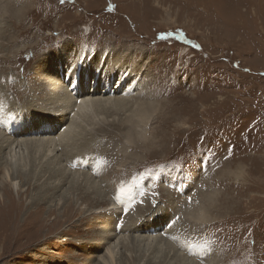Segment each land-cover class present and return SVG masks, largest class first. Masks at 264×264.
Wrapping results in <instances>:
<instances>
[{
    "label": "rangeland",
    "instance_id": "rangeland-1",
    "mask_svg": "<svg viewBox=\"0 0 264 264\" xmlns=\"http://www.w3.org/2000/svg\"><path fill=\"white\" fill-rule=\"evenodd\" d=\"M123 52L145 58L140 89L124 111L79 119L83 137L57 146L62 187L35 183L28 166L17 176L22 202L0 207V264H100L103 222L116 237L160 242L120 246L121 264H264V0H0V132L19 141L31 116L21 108L44 102L47 57L122 64ZM137 102L151 104L148 120L133 116ZM62 125L28 135L57 137ZM1 174L0 198L14 196ZM85 189L104 202L87 210Z\"/></svg>",
    "mask_w": 264,
    "mask_h": 264
},
{
    "label": "bare ground",
    "instance_id": "bare-ground-1",
    "mask_svg": "<svg viewBox=\"0 0 264 264\" xmlns=\"http://www.w3.org/2000/svg\"><path fill=\"white\" fill-rule=\"evenodd\" d=\"M202 2H206V1H202ZM197 4L198 3H194V5H197ZM121 11L123 12V10H121ZM130 17H132V16H130ZM130 20L135 21L136 18L135 17H134V19L130 18ZM88 29H87L89 31L88 34H90L92 32V27L89 26ZM59 54H61V53H56V56H50L49 58L47 57L45 60L42 61V63L40 64V66L38 68L37 73H39V75H37V77L45 85V89H46L45 98L43 99L44 102H42V104L40 106L39 105L37 106L34 104H28L27 106L23 105V107L21 108V109H23V111L26 115L28 114L31 116H27L25 118V122H22V124H21L22 126L24 125L23 128H25V130H23L21 128V132L18 133L20 140L15 143L13 141V138L11 140L9 138L7 139L0 132V174L2 173L1 174L2 175L1 182L5 184L4 186L6 188H9V186H11L15 192L14 196H17V199H18V200L15 199L13 194H11V191L6 190L5 191L6 197L0 198V207H2V208L6 207V203L9 202L8 201L9 199L14 200L16 202L17 201L22 202V201H20V195H21V193H23V187H22L21 183L17 180V176H19V177L21 176V179H20L21 181L24 180V178L22 176L27 175V172H28L27 166L30 168L29 174L33 173L34 177L36 176L38 171H40L37 175L38 176L37 180L34 181L35 183L36 182L39 183L41 181L43 183V178L45 176H47L46 180L51 181L54 184L53 186H55V189L62 187L61 183H59L58 181L62 179L61 177L63 176L64 173H66L65 172L66 170L62 172V170H60L58 168L59 166L57 167V165H56V164H60L62 162L61 158L63 156L58 151L57 146L65 143V142H66V145H68L70 141L72 143H74L75 141H77V139H79L80 135H81V137H83V135H84L83 133L86 132V130L88 128L86 127V124L82 125L81 123H79L78 122L79 119L81 121H83L85 118L87 119V116L89 113H93L94 120H96V119H101L100 113H107L111 110H120V109H122L121 111H124V109H126L125 107L126 106L128 107V105H126V103H128L127 101H129L130 96L133 95V98L135 97V94L129 95V93L130 92L132 93V91H136V90L140 89L139 88L140 82L142 81L143 76H144V72H145V69H144L145 68L144 67L145 66V61H144L145 58L143 55L140 56L141 52H139V53H137V52H131V53L123 52V56L125 57L126 60H124L122 64L119 63V61H118L119 59L115 55H106L105 57H103L104 55H101L104 58L103 61L101 59L102 57L100 56L98 59L94 58V59L88 60L87 62H84V64H82L80 61L82 66H74L77 63L73 64L72 57H70V55L66 54L65 57L63 58ZM87 59H89V58H87ZM67 84H69L70 86H68ZM68 88H71V89H68ZM124 95L127 97H125ZM138 95H140V94L136 93V96H138ZM32 100L34 102L36 101V99H32ZM136 104H137L138 110H136L137 114L134 113L133 116L140 117L143 121L148 120L149 112L151 110L150 109L151 104L150 103L147 104L146 102H143V103L137 102ZM19 106H22V105H19ZM133 110H134V108H133ZM156 110H157V108H155V111ZM13 111L15 113V110H13ZM8 114L9 113H7V115ZM21 115H22V113H21ZM0 116H2V113L0 114ZM19 116H20V113H19ZM3 117H5V114L3 115ZM102 118H105V117L102 116ZM2 119H5V118H2ZM17 119H19V118H17ZM17 119H16V122L20 123L21 120L18 121ZM0 120H1V118H0ZM94 120L89 118L87 120V124L93 123ZM138 121L139 120H137L136 122H138ZM140 122H142V121H140ZM57 123L58 124H64V125H62V129H59V130H62V132H58V133H60L59 135L56 134L57 132L55 133L56 135H58L57 137H55V135H52L51 133L47 134L46 136L28 135L30 130L31 131H39L40 129H42L43 131H47V129L55 130ZM138 126L139 125H137V127ZM5 127H6V125H5ZM142 127H144V126H142ZM162 127H163V125H162ZM165 129H167V128H165ZM144 131H146V130H144ZM30 134H32V133H30ZM111 134H112V132H111ZM76 136H79V137L77 138ZM129 136H130V133H129ZM154 136H156V134ZM159 136H161V135H159ZM170 136H171V134H170ZM134 139H135V136H134ZM118 140H120V139H118ZM136 141H138V140H135V142ZM80 143L82 144V142H80ZM135 144H137V143H135ZM158 146H160V145H158ZM73 147H74V145H73ZM80 148H81V146H80ZM8 149H9V151H8ZM6 151H8L10 156H11V154H13V156L11 158H9V155L6 157L5 156ZM100 159H102V158H100ZM87 160H90V159L88 158ZM82 161H84V160L82 159ZM28 162H30L31 164ZM87 163H89V162H87ZM62 166L63 165L61 164V167ZM96 167L97 166H95V168ZM99 169H101V168H99ZM90 173H91V171H90ZM78 176H79V174H78ZM78 176H74V175L71 176L72 178H71L70 182L72 183L73 186L75 184L74 181ZM69 177L70 176H67L66 179H68ZM92 177H90V179L94 178V177L93 178ZM28 178H29V176H28ZM56 180H58V181H56ZM96 180H99V179H96ZM31 181H33V180H31V179L28 180L29 183H31ZM95 184L97 185L98 183H95ZM101 184H103V183H101ZM100 186L101 185H99V187ZM68 188L70 189V187H68ZM101 188H102V186H101ZM50 191H52V190H50ZM52 193H53V191H52ZM102 193H104V192H102ZM102 193L100 192L98 194L99 197L95 199L91 196L92 193L91 192L89 193V191H86V189H85V191L83 190L82 195L78 198L82 199V201H83L82 203L90 202L91 207L87 206L88 207L87 210H92V208L95 206L99 207L100 205H98V204L100 202H104V200H105L104 198H106V197L103 198ZM108 195H109V193H108ZM51 197H53V196H51ZM7 198H9V199L7 200ZM35 198H36V196H35ZM57 198H58V196H57ZM53 199H52V201H53ZM42 200H44V198L41 199V201ZM58 201H57V203H58ZM49 203H51V202H49ZM36 206L37 207L35 210L42 208V205L39 202L36 204ZM112 206H114V205H112ZM118 206H119V204L117 205V208H118ZM13 207H14V205H13ZM71 208H73V205H71ZM26 209H28V208H26ZM103 210H105V209H103ZM29 211H30V209H29ZM29 211L26 213V215L29 214ZM156 211H157V207H156ZM207 211H208L207 208H206V210L201 211L196 218H198V220L199 219L204 220L206 217L205 214L207 213ZM64 216H66V215L64 214ZM168 218H171V217H168ZM139 219H137V220H139ZM140 221H137V222H140ZM127 223H129V222H127ZM103 224H105V226L102 227V229L99 233L100 234L99 236H101V238L100 239L98 238L99 239L98 242H100L102 240L101 243H103L105 245V247L106 246H108V247H106L105 253L100 255L99 260L97 259L98 263H100V264H121L120 263L121 261H118V258H117L119 250L121 251L120 246L123 248L125 247V249H126L130 243H133V244L134 243L135 244H142L143 243L144 248H146V249L148 248V249H150V251H151L152 247H154L155 249L157 247H160V242L155 239L156 237H154V235H147L146 234V236H143V235L139 236V235H135V234L132 235L131 234L130 239H128L129 236H127V238L125 236L116 237L115 234H113V232L111 230V225L106 223V222L105 223L103 222ZM156 224L157 223H154V225H156ZM121 225L122 224H120V227H122ZM149 225H150V223H149ZM138 228L140 229V227H138ZM124 229H121V230H124ZM139 229H135V230L138 231ZM129 232H130V230H129ZM153 232H151V234ZM68 233H69V231H68ZM155 233L156 232H154V234ZM113 237H116V239ZM61 238H63V237H61ZM175 238H176V236H175ZM58 239H60V237ZM193 249L195 250V248H193ZM120 255H121V253H120ZM124 255H125V253H124ZM134 255H136V253H134ZM128 256H130V253H128ZM137 258H138V256H137ZM130 259H132V258H130ZM186 260L193 262V261L189 260L188 258H186ZM148 261H149V259H148Z\"/></svg>",
    "mask_w": 264,
    "mask_h": 264
}]
</instances>
